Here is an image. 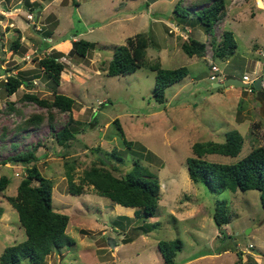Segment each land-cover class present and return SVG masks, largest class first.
Returning <instances> with one entry per match:
<instances>
[{"label":"rangeland","instance_id":"374dc122","mask_svg":"<svg viewBox=\"0 0 264 264\" xmlns=\"http://www.w3.org/2000/svg\"><path fill=\"white\" fill-rule=\"evenodd\" d=\"M18 1L0 2V15L7 10L3 15L5 23L0 18V30L2 27L6 31L12 29L8 35L0 32V177L6 176L10 181L4 190H0V253L6 246L25 240L18 214L6 198L16 194L17 185L31 165L10 161L15 165L13 168L3 162L20 152L34 150L37 168L53 182L52 205L55 210L68 215L65 232L75 241L72 246L52 252L41 264H164L157 244L160 240L176 238L182 241L183 247L176 254L175 264H236L238 258L240 264H264V208L259 192L225 189L214 193L206 184L191 181L186 166L193 143L222 142L225 134L234 129L244 138L239 154L236 157L208 154L207 160L232 163L245 156L252 147L264 146V93L261 90L247 92L242 87L236 96L223 94L222 87H212L216 82L202 76L182 91L172 104H159L152 98L153 71L140 68L132 74L112 77L101 70L106 68L116 45L125 44L127 38L143 32L151 42L146 49L148 60L158 58L157 44L162 48L166 45L173 54L164 61L165 68L185 66L193 73L208 72L210 65L201 61L199 66H193L190 57L182 52L180 43L186 36L175 26L189 21L192 28L186 35L204 42L206 34L197 17L187 19L193 7L207 5L208 0H195L189 7L184 5V0H155L153 3L147 0H57L55 5L61 1L54 8L59 13V21L49 13L38 21L40 30L35 25V11L39 7V11L42 10L46 1L22 0L23 6L17 8ZM72 1L75 2L72 4ZM27 2L39 6L34 5L33 10H29L25 7ZM255 2L234 0L230 13L234 14L236 22L225 27L221 26V19L222 24L220 20L217 24L221 25L214 27L215 33L224 27V30L234 32L237 47L227 62L225 58L213 59L209 47L214 65L237 77L244 71L252 76L256 59L264 65V57L255 52L257 46L264 51V10L256 9ZM254 12L255 17L251 18ZM31 14L33 18L29 19ZM153 17L173 23L169 28L163 22L154 26ZM57 25L62 36L72 38L77 35L78 39L96 43L95 50L86 58L67 55L68 50L59 48L60 60L68 68L67 73L73 70L69 68L70 62L84 64L82 69L74 68L76 70L71 73L78 81L74 78L69 81L67 73L60 76L63 89L58 86L53 89L52 81L37 64L38 58L44 55L39 50L33 52L36 43L46 46L61 40L51 37V41H46L44 37V28L53 32ZM16 27L22 29L25 38L22 47L13 49L12 42L21 39ZM253 43L257 45L251 49ZM85 66L89 69H84ZM18 67H28L25 71L29 73H42V81L35 80L36 84L32 85L36 87L33 92L38 97L52 100L54 90L74 98L76 103L72 110L52 108L49 112L45 107L22 99L27 87L20 86L14 98L15 103H20L17 104L20 112L9 115L12 111H8L4 102L7 95L1 83L8 71ZM95 70H100L101 75L95 74ZM210 70L209 73H213ZM28 75L26 79L31 78ZM178 86L169 88L168 97ZM35 114H41L42 120L26 124ZM114 119H118L126 140L131 141L129 146L119 136ZM91 121L95 123L93 128L89 127ZM65 125L77 132L67 147L58 145L55 140V133ZM97 146L107 153L106 160L115 166L113 173L116 176L129 171L134 161L158 176L160 198L155 217L139 218L135 208L114 204L108 198L98 196L91 186H85L81 195L67 192L62 155L66 154L68 161H74V180L79 183L84 169L96 162L98 153L96 155L91 149ZM220 200L225 201L228 222L218 227L212 215ZM108 238L114 241V247L108 245Z\"/></svg>","mask_w":264,"mask_h":264},{"label":"trees","instance_id":"16d2710c","mask_svg":"<svg viewBox=\"0 0 264 264\" xmlns=\"http://www.w3.org/2000/svg\"><path fill=\"white\" fill-rule=\"evenodd\" d=\"M27 1V0H26ZM39 6V4H34ZM32 4H27L29 10H33ZM226 14L225 0H208L206 6L198 9L194 17H197L202 25L205 34L210 36L209 44L215 58L224 59L233 54L237 47L233 32L223 30L219 40L214 36V26ZM184 17V16H182ZM185 21H183L182 25ZM19 38L15 39L11 47L16 49L20 46ZM47 41V40H46ZM45 41V42H46ZM47 43V42H46ZM147 33H136L127 38L125 44L116 45L112 57L105 69L101 68L107 76H123L132 74L140 68H147L155 73L152 98L155 102H165V90L169 86L179 82L188 74L185 66L177 68H164L159 58L148 60L146 49L150 46ZM49 47V46H48ZM205 43L194 38L187 37L180 43L182 52L188 57L205 55ZM96 48V43L84 39L72 41L69 54H76L85 57ZM58 51H52L38 58V67L53 83V89L59 85L60 76L65 68V63L60 60ZM21 71L12 74L8 71L1 83V88L7 96L17 92L22 85L31 83L32 79L25 78ZM255 91V89H253ZM260 91V90H259ZM264 93V87L261 89ZM22 99L32 101L39 106L45 107L50 112L52 108L60 111L70 112L76 103L73 98L58 94L53 90L52 100L40 98L36 94L24 93ZM9 112L13 110L12 103L7 102ZM41 114L31 115L26 124L40 122ZM119 136L123 143L129 146L131 141L126 140L118 119H114ZM94 121L89 124L94 127ZM76 130L65 125L55 133V140L58 145L67 147L69 141L74 138ZM244 138L236 129L228 131L222 142H195L191 146L192 155L186 158L188 176L191 181L204 183L214 193L222 190H256L259 192L260 202L264 208V146H254L249 152L236 162L218 163L211 162L205 157L208 154H219L226 157H236L242 149ZM96 155V162H93L87 169H84L80 176V182L74 180L75 164L73 160L65 158L63 162L65 177L67 178V192L70 195H81L85 186H91L94 192L101 197L108 198L114 204L123 207L135 208L136 216L147 219L155 217L158 201L160 198V184L158 176L142 167L138 161H134L133 167L122 176L114 175L115 166L111 162H105L107 153L100 147L91 149ZM113 155V154H112ZM38 160L35 151L20 152L8 157L6 162L21 163L29 165L25 170V176L20 180L16 194L7 196L8 203L16 210L20 226L26 234L25 240L6 246L0 253V264H41L52 252L58 251L66 246H72L74 239L65 232L69 217L54 209L52 205L53 182L50 178L41 174L35 162ZM6 176L0 177V190H4L8 184ZM1 213V212H0ZM213 220L218 227L228 222V214L225 201L220 200L215 206ZM114 224H117L114 221ZM164 264H175V257L183 247L179 238L173 240H160L157 244ZM226 251V249L224 250ZM236 264L241 263V259ZM250 264H256L252 262Z\"/></svg>","mask_w":264,"mask_h":264},{"label":"crops","instance_id":"0c3cea01","mask_svg":"<svg viewBox=\"0 0 264 264\" xmlns=\"http://www.w3.org/2000/svg\"><path fill=\"white\" fill-rule=\"evenodd\" d=\"M1 1H4V0H0V2ZM36 1V0H35ZM38 1V0H37ZM42 1H46V3H45V6H43V9L42 10H40V16H39V19H38V21L39 20H42V19H44L49 13H53L54 15H55V17H56V20L57 21H59V13L54 9V8H56V7H58L59 6V4H60V2L61 1H59L58 2V4H56L55 5V3H57L56 1L57 0H42ZM185 2H184V5L185 6H188L189 7V5L193 2V1H195V0H184ZM259 0H256V2H258ZM23 1L22 0H19L16 4H22L21 5V7L23 6V3H22ZM41 2V1H40ZM75 1H72V4L74 3ZM228 2V1H227ZM226 2V14L223 16V25H221L222 24V20H221V24L220 23H216V25L218 26V25H221V26H228V25H230V23H232L233 21L234 22H236L235 21V17H234V14L233 13H230L231 11H232V6H233V4H234V0H230V2L229 3H227ZM38 4V3H37ZM52 5H54V6H52ZM78 6H79V4H78ZM202 6H206V3H204V4H202V5H198L197 7L195 6V7H193V9H192V11L191 12H188V19L187 20H190V16H193L194 17V14H195V12L198 10V9H200ZM2 7H3V9H6V5L5 4H3L2 5ZM80 7V6H79ZM257 7V8H256ZM256 9H260V10H264V9H261L258 5H256ZM40 8V7H39ZM228 8H229V10L230 11H228ZM232 8V9H231ZM7 12V10H4L3 11V13L5 14ZM35 13H36V11H35ZM237 14V13H236ZM252 16V17H251ZM251 18H254L255 17V12L254 13H252L251 14ZM0 18L2 19V21H3V23H5L4 21H5V19H4V17L3 16H1L0 15ZM171 19V18H170ZM225 19V20H224ZM153 21H154V26H156V24L157 23H162L163 21L161 20V19H159V18H155V17H153V19H152ZM230 20V21H229ZM9 22H11V18H9V20H8ZM238 22V21H237ZM164 24V26H166L167 28H169V26H170V24H172L173 22H172V20L171 21H167V22H163ZM103 24V23H102ZM174 24H175V22H174ZM43 25V24H42ZM215 25V26H216ZM38 26V28H39V25H37ZM175 26L178 28V27H180L181 28V30H182V32L185 34V36H186V38L188 37L187 35H186V33H190L191 31H190V29L192 28V26H191V24L189 23V21H185L182 25H179L178 23H176L175 24ZM214 26V27H215ZM217 26H216V28H217ZM225 26V27H226ZM58 27H59V25H57L56 26V28L54 29V31L52 32H48L47 31V29L46 28H44L45 29V31H44V37L45 38H47L46 40L47 41H51V37H55V39H56V37H58V38H60L61 40H56V42L54 43V44H52V45H47L46 44V46L45 45H43V43H41V42H39V43H36L35 44V49L33 50V52L35 53V52H37L38 50H39V52H41L43 55H45V54H49V53H51L52 51H58L59 52V48L61 47V48H65V50H68V51H70V49H71V46H72V41H74V40H77L78 39V37H77V35H72V38H69V37H67V36H62V32L61 31H59V29H58ZM99 27H102V25H100ZM224 27V28H225ZM18 30H19V32H20V46L22 47L24 44L22 43L23 42V38H25L24 37V35H25V33L22 31V29L20 28V27H16ZM224 28L222 29H220L219 31L217 30V33H215V31H214V36H216V39L217 40H219L220 39V36H221V34H222V31L224 30ZM12 29H8L7 31H6V29L5 28H1V30H0V32H2L1 34L2 35H5V34H9V32L11 31ZM39 30H40V28H39ZM92 30V29H91ZM57 31H59V33H57ZM234 33V32H233ZM190 37V36H189ZM170 38H172V37H170ZM209 39H210V36L208 35V34H206V38H205V40H204V42L203 43H205V45H206V47H205V55L203 56V57H197V56H192V57H190V59H191V62L193 63V66H199L200 65V63H201V61H203L204 63H206V65L207 66H211L212 64H214V61L213 60H211V58H210V55H209V47H210V44H209ZM250 44H251V42H250ZM257 44L256 43H253L252 45H251V49H253L255 46H256ZM49 46V47H48ZM157 47H158V49L156 50L157 51V56H158V58L160 59V62H161V65L165 68V66H164V61L165 60H167V59H170L171 58V56H172V52H171V49H167V46L165 45V46H163V48L161 47V45L159 46V44H157L156 45ZM167 49V50H166ZM236 49V48H235ZM234 49V50H235ZM95 50V49H94ZM93 50V51H94ZM257 51V53L259 52H261V51H263V48L262 47H258L257 46V48H256V50H255V52ZM68 53V52H67ZM66 53V54H67ZM172 53V54H171ZM254 53V51L252 50V54ZM170 54V55H169ZM95 55V54H94ZM87 57V55L84 57V58H86ZM97 57H99L98 56V53H97ZM96 57V58H97ZM229 56H226V57H224L225 59H226V62L228 61V58ZM40 58V57H39ZM195 58V59H194ZM212 58L213 59H217V58H214V56H213V51H212ZM70 59V58H69ZM90 61L93 63L94 62V59L93 60H91L90 59ZM84 64L82 63V62H70V66H69V68L70 69H73L74 71L76 70V69H74V68H81L82 69V66H83ZM218 67V66H217ZM19 68V67H18ZM18 68H16V69H14V70H16V71H11V73L12 74H15V73H19V72H21V71H24L25 72V70H27L28 69V67H20L19 69ZM166 68H175V67H166ZM219 68V67H218ZM84 69H89V68H87L86 66H85V68ZM211 68H209V70H210ZM68 68H66V66H65V68H64V70H63V72H62V74H65V73H67L68 71ZM73 70H71L70 71V73H67V78H68V80L69 81H72V80H74L75 79V81H78L77 79H76V77H74V75L73 74H71L72 72H73ZM139 70V69H138ZM209 70H208V72H206V71H204V72H202V73H193L191 70H188V74H187V76L186 77H184L182 80H180L179 82H177V83H175V84H173V85H171V86H169L168 88H166V90H165V103L168 105L169 103L170 104H172V102H173V100L177 97V96H179V94L182 92V91H184L190 84H192V83H195V81L196 80H198L200 77H209L208 75H210L211 73H209ZM219 70L221 71V73H223L224 74V79H227V78H229V77H237V76H234V74H232V72H228V71H226V70H222V69H220L219 68ZM211 71V70H210ZM88 72H89V70H88ZM100 72V70H95V74H97V75H101V73H99ZM197 72H199V71H197ZM191 73H193L192 75H191ZM252 73H253V75L251 76V75H249L246 71H244L243 73H242V75H241V77L243 76V75H248L249 77H261L262 78V80H261V85H262V88L264 87V65H263V63L262 62H260L258 59H256V60H254V63H253V71H252ZM26 74V76H29L28 74H30V76H31V79H32V81H31V83L30 82H28L27 83V85H22V86H26L27 87V89H26V91H25V93H27V94H35L33 91L34 90H37L36 89V87H34V86H32L33 85V83L34 84H36V82H35V80H40V82L42 81V77H43V75H42V73L41 74H35V73H29V72H26L25 73ZM61 74V75H62ZM155 74V73H154ZM84 75H88V73H85ZM2 76V75H1ZM89 76V75H88ZM190 77V80H187V78H189ZM241 77H237V78H241ZM74 78V79H73ZM46 79V78H45ZM61 82V81H60ZM177 84H179V86H178V88L177 89H175L174 90V92H172L171 94H170V96L168 97V90H169V88H174ZM61 85V83H59V85H58V87H61V89H63V87L64 86H60ZM223 88V92H221V93H225V94H231V95H234V96H236V95H238V94H240V90H243V89H241V88H238V87H231V86H229V87H222ZM24 94V93H23ZM14 98H16V92L15 93H13L12 95H10V96H7V97H5L4 99H5V103H7V102H11L12 103V107H13V110H12V112L9 114V115H15L16 113H19L20 112V109L19 108H17V104H20V103H15V100H14ZM74 99V98H73ZM76 102V101H75ZM100 102V101H99ZM9 111V110H8ZM18 117V116H17ZM12 120V119H11ZM5 166H7V167H15V165L14 164H11L10 162H6L5 164H4ZM16 172V171H15ZM8 178V177H7ZM9 179V178H8ZM10 182V181H9ZM9 184V183H8ZM18 186V185H17ZM128 208V207H127ZM218 254H220V253H218ZM254 258V260H256V261H259L258 259H256V257H253ZM256 263V262H255ZM257 264V263H256ZM259 264V263H258Z\"/></svg>","mask_w":264,"mask_h":264},{"label":"water","instance_id":"95a60500","mask_svg":"<svg viewBox=\"0 0 264 264\" xmlns=\"http://www.w3.org/2000/svg\"><path fill=\"white\" fill-rule=\"evenodd\" d=\"M155 0H147L148 3H153ZM17 8H21V4H18L16 6ZM39 16H40V11H39V8L36 9V20L39 19ZM261 80L262 78L261 77H257L253 82H252V86L255 90H261L262 89V85H261ZM246 83L242 82L239 78L237 77H229L227 79H225L224 81L222 82H216V83H213L212 87L216 88V87H238V88H242V87H246ZM100 157H102V159L105 161V162H108L105 157L103 156L102 153H99ZM107 243L110 247H114L115 244H114V241L110 238H108L107 240Z\"/></svg>","mask_w":264,"mask_h":264},{"label":"built area","instance_id":"2783aa9c","mask_svg":"<svg viewBox=\"0 0 264 264\" xmlns=\"http://www.w3.org/2000/svg\"><path fill=\"white\" fill-rule=\"evenodd\" d=\"M256 1V0H255ZM261 2H262V6L260 7L261 9H264V0H261ZM256 5H257V2H256ZM28 14H30V13H28ZM28 18L29 19H32L33 17H32V14L31 15H28ZM34 19H35V17H34ZM0 22H1V20H0ZM35 25H37V22L35 23ZM261 53V56H263L264 57V51H261L260 52ZM211 71L213 72V73H211L210 75H209V80H211V81H213V82H222L223 80H224V74L223 73H221V71L219 70V68L216 66V65H214V64H212L211 65ZM256 79V77H249L248 75H243L242 77H241V81L242 82H244V83H246L247 85H246V87H244V90H246L247 92H253V86H252V82L254 81ZM18 172H16L15 173V175L16 176H18ZM251 246V245H250Z\"/></svg>","mask_w":264,"mask_h":264},{"label":"bare ground","instance_id":"6f19581e","mask_svg":"<svg viewBox=\"0 0 264 264\" xmlns=\"http://www.w3.org/2000/svg\"><path fill=\"white\" fill-rule=\"evenodd\" d=\"M257 5H258L259 7L262 6V2H261V0H259V1L257 2Z\"/></svg>","mask_w":264,"mask_h":264},{"label":"clouds","instance_id":"9594fccd","mask_svg":"<svg viewBox=\"0 0 264 264\" xmlns=\"http://www.w3.org/2000/svg\"><path fill=\"white\" fill-rule=\"evenodd\" d=\"M255 4H256V2H255ZM4 14H2V16H3ZM35 18H36V15H35ZM36 22H37V25H38V20H36ZM225 80V79H224ZM223 80V81H224ZM240 80H241V78H240ZM16 173V172H15ZM16 176V175H15ZM251 247V246H250Z\"/></svg>","mask_w":264,"mask_h":264}]
</instances>
